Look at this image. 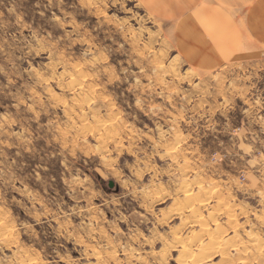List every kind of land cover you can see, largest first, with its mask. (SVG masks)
Wrapping results in <instances>:
<instances>
[{"label": "rangeland", "instance_id": "374dc122", "mask_svg": "<svg viewBox=\"0 0 264 264\" xmlns=\"http://www.w3.org/2000/svg\"><path fill=\"white\" fill-rule=\"evenodd\" d=\"M205 1L191 64L180 0H0V264H264V0Z\"/></svg>", "mask_w": 264, "mask_h": 264}, {"label": "bare ground", "instance_id": "6f19581e", "mask_svg": "<svg viewBox=\"0 0 264 264\" xmlns=\"http://www.w3.org/2000/svg\"><path fill=\"white\" fill-rule=\"evenodd\" d=\"M225 3L226 2H229V1H232V2H241L242 0H223ZM182 2V3H181ZM165 3V1L163 2ZM162 3V4H163ZM167 3V2H166ZM165 3V5H166ZM169 3V2H168ZM171 3H173V1H171ZM182 4V6H181ZM163 4V6H165ZM173 5V4H171ZM177 7L175 6H170L171 10L173 9L172 7H174V9L176 10V12H179L181 14V16H184L185 17H174L172 11H171V14H167V21L170 20L172 22H174V26L176 27L175 28V31H174V35H175V43L178 47V49H180V51H190L192 50V54L189 56L188 55V59H189V62L191 64H195L197 63V54H198V51H203L201 50L200 48L198 47H195V44H194V41H191V37H194L196 36V34H202L201 32V24H197L196 22H212L213 20H226V13H225V10L221 11V13H216L214 10H212L211 8V5L209 2L205 1V0H185V2L183 0H180V3L179 5H177ZM223 7H226V6H223ZM166 8V7H165ZM167 9V8H166ZM165 9V10H166ZM170 9H167L168 11H170ZM159 10H163V9H159ZM166 10V11H167ZM174 10V11H175ZM258 10V9H257ZM158 11V10H157ZM256 11V8L253 9L250 8L249 9V12L252 13V12H255ZM158 12H161V11H158ZM170 13V12H169ZM188 13V15H186ZM159 14V13H158ZM178 15V13H177ZM163 16V14H162ZM203 17V21H197L196 18L197 17ZM236 18V17H235ZM163 20V19H162ZM171 22V23H172ZM257 22V21H256ZM205 28V27H204ZM204 35H206L204 32H203ZM206 37V36H205ZM197 53H196V51ZM191 52V51H190ZM185 53V52H184ZM190 66V65H189ZM102 122V121H101ZM107 123V122H106ZM109 137V136H108ZM184 185V184H183ZM186 185V184H185ZM187 187V186H186ZM212 188V187H211ZM190 189V188H189ZM190 191L188 190L187 191V194H186V198L187 199H190L191 197V193H189ZM193 194V193H192ZM220 195V193H219ZM193 197V195H192ZM217 197V196H216ZM199 199H200V195H199ZM180 207V206H179ZM176 210V209H175ZM180 211V210H179ZM195 211V210H194ZM177 212V211H176ZM193 213V212H192ZM195 214V213H194ZM193 214V215H194ZM199 214V213H198ZM200 215V214H199ZM214 219V218H213ZM214 221V220H213ZM9 227V226H8ZM206 228V227H205ZM1 230V229H0ZM206 230V229H205ZM204 230V231H205ZM194 232V231H193ZM3 234V233H2ZM10 234V233H9ZM194 234V233H193ZM199 234V233H198ZM236 236V235H235ZM194 239V238H193ZM216 253V252H215Z\"/></svg>", "mask_w": 264, "mask_h": 264}, {"label": "water", "instance_id": "95a60500", "mask_svg": "<svg viewBox=\"0 0 264 264\" xmlns=\"http://www.w3.org/2000/svg\"><path fill=\"white\" fill-rule=\"evenodd\" d=\"M110 186H113V182H110Z\"/></svg>", "mask_w": 264, "mask_h": 264}]
</instances>
